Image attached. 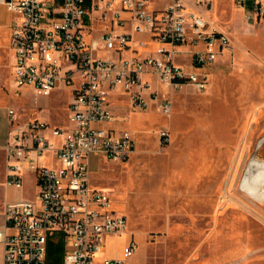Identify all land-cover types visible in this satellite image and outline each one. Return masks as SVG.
<instances>
[{
	"label": "built area",
	"instance_id": "built-area-1",
	"mask_svg": "<svg viewBox=\"0 0 264 264\" xmlns=\"http://www.w3.org/2000/svg\"><path fill=\"white\" fill-rule=\"evenodd\" d=\"M154 1L0 0L18 16L11 36V74L18 89L30 88L36 101L60 89L72 95L66 124L34 118L18 133L13 128L3 145L6 183L22 188L25 172L32 171L38 184L37 200L5 205L3 264H46L49 238L58 231L65 239L63 264H125L139 249L130 232L120 256H97L130 223L110 194L92 183V156L123 162L137 148L135 133L114 125L125 117L113 112L111 95L127 93L134 109L154 103L170 117L173 90L207 89L211 67L232 47L231 36L204 11L213 0H170L153 7ZM238 1L242 7L249 3L247 17H264V0ZM182 53L188 65L175 60ZM8 118L11 127L19 123L15 108H8ZM158 136L167 143L169 129L160 128ZM49 152L57 164L40 162Z\"/></svg>",
	"mask_w": 264,
	"mask_h": 264
},
{
	"label": "rangeland",
	"instance_id": "rangeland-1",
	"mask_svg": "<svg viewBox=\"0 0 264 264\" xmlns=\"http://www.w3.org/2000/svg\"><path fill=\"white\" fill-rule=\"evenodd\" d=\"M249 6L213 0L211 19L231 36V50L211 67L207 89L173 90L170 117L116 104L130 115L125 126L135 132L137 148L123 162L99 161L103 157L94 154L91 179L107 188L130 224L99 258L120 256L133 232L139 249L125 264H264V201L241 187L250 162H264V17H247ZM175 60L187 63L189 57ZM7 95L24 120L65 119L66 94H53L39 108L30 93L14 97L10 81ZM164 127L167 143L158 136ZM23 187V198L37 200L34 174ZM54 243L59 246V239Z\"/></svg>",
	"mask_w": 264,
	"mask_h": 264
},
{
	"label": "crops",
	"instance_id": "crops-1",
	"mask_svg": "<svg viewBox=\"0 0 264 264\" xmlns=\"http://www.w3.org/2000/svg\"><path fill=\"white\" fill-rule=\"evenodd\" d=\"M168 1H170V0H155L152 3V6L153 7L154 6H163ZM212 4H213V2H212ZM210 9H211V7L208 10H204L206 15H210V12H209ZM213 12H215V11H213ZM17 21H18V16L16 14H14L13 12H11L9 9H7V7L4 4L0 3V228L3 227L5 224L4 208H5L6 203L8 201L22 199L24 196V189H23L24 187L17 188V187L8 185L6 183L7 153H6L5 149L3 148V145L6 144L10 139V136H11L10 131L14 128L13 132L18 133V131L20 129H22L26 126V123L28 122V120H31L34 118H40V119L47 120V121L51 122L50 117L47 115H43V116L42 115H40V116L35 115L33 117H28L26 120H24L21 117V116H23V115H21L22 113L18 112V108H16L12 103H10V101L8 99L7 91H8V87L10 86V81H12V84H13V96L14 97L19 99V97H21L24 93L25 94L30 93L35 105L39 108H42L43 105H45V99L51 98L53 94H55V93H58L60 95L66 94L68 99L66 102L67 112H66L65 119L57 120L55 122H51L55 125H63V124H66L68 122V114H69L68 102L72 96L68 89H60V90L55 91L51 96L40 97L36 101L35 97H34V93L30 88L23 87L21 89H18L17 84H16V82L13 79V76L11 74V67H12V63H13V51H12V47H11V36H12L14 25ZM138 36L140 38H148V35H138ZM152 45H156V43L152 42ZM101 54L103 56H106L109 53H107L106 51H102ZM179 63L184 64V65H188L189 61L187 63L186 62H184V63L179 62ZM149 78H151L154 82V85L156 87H158L162 93H164V87L161 85V83L158 80H156L155 77H149ZM125 96H126V98H125ZM121 101L128 102L129 107L131 109H134L131 106V103H130V100H129L127 93L114 92L110 98L111 108L115 114L125 117L124 121L116 122V123H114V125L119 126V127H125V128L130 129L131 131H133L130 128V126H125V125H128V122L130 121V115L129 114H122V112H121L122 109H120L119 107L116 106V104L118 102H121ZM9 107L15 108L17 113H18L19 123L17 125H15L14 127H11V124L9 122V118H8V108ZM137 110H139V109H137ZM149 110L157 112L154 103H151V106L145 111H149ZM159 114L162 115L161 113H159ZM124 123H127V124H124ZM96 159H98L99 161H107L101 157H97ZM40 162L42 164H48V165L57 164L56 157L52 152H49L45 156L41 157ZM30 174L35 175V173L32 171H26L25 172L26 177L24 176V180H25V178H28L30 176ZM35 178H36V175H35ZM101 188H103L107 191V188H105V187H101ZM107 192L109 193V191H107ZM114 207H115V205H114ZM116 209L118 210V208H116ZM129 223H130V221H129ZM58 232H62V231H58ZM121 236H124V233L121 235H114L111 238H114V237L120 238ZM63 237H64V233H63ZM124 244H125V242H124ZM64 245H65V239H64ZM64 254H65V247H64ZM63 259H64V257H63ZM0 264H3L1 244H0Z\"/></svg>",
	"mask_w": 264,
	"mask_h": 264
},
{
	"label": "bare ground",
	"instance_id": "bare-ground-1",
	"mask_svg": "<svg viewBox=\"0 0 264 264\" xmlns=\"http://www.w3.org/2000/svg\"><path fill=\"white\" fill-rule=\"evenodd\" d=\"M260 185L264 186V162L253 159L242 178L241 187L252 198L264 201V188H260ZM127 232L129 229L124 234Z\"/></svg>",
	"mask_w": 264,
	"mask_h": 264
},
{
	"label": "trees",
	"instance_id": "trees-1",
	"mask_svg": "<svg viewBox=\"0 0 264 264\" xmlns=\"http://www.w3.org/2000/svg\"><path fill=\"white\" fill-rule=\"evenodd\" d=\"M54 239H59V246L54 243ZM64 237L62 232H56L49 238L47 264H63L64 257ZM58 247V248H57Z\"/></svg>",
	"mask_w": 264,
	"mask_h": 264
}]
</instances>
